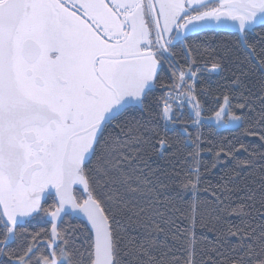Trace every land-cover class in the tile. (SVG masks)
Listing matches in <instances>:
<instances>
[{"label":"snow or ice","instance_id":"1","mask_svg":"<svg viewBox=\"0 0 264 264\" xmlns=\"http://www.w3.org/2000/svg\"><path fill=\"white\" fill-rule=\"evenodd\" d=\"M0 264H264V0H0Z\"/></svg>","mask_w":264,"mask_h":264},{"label":"trees","instance_id":"2","mask_svg":"<svg viewBox=\"0 0 264 264\" xmlns=\"http://www.w3.org/2000/svg\"><path fill=\"white\" fill-rule=\"evenodd\" d=\"M217 31H219V30H217ZM208 34L212 35V32L209 31ZM190 36L194 37L197 40L203 39V37L197 33H193ZM173 51L177 53L175 59L177 61H179L181 65H183L182 53H180V47L179 46L175 47ZM168 75H169V73H168V69L166 66V69L162 73V76L167 77ZM203 77H204V84L205 85H211L213 87L215 86L216 80L213 76L209 75L208 73H204ZM163 82L169 83L170 81L165 79ZM167 91H168V89L162 90L160 88L159 82H158L156 88L154 89L153 96L154 97H162ZM202 115L207 117V116L212 115V112L211 111H205L202 113ZM160 123H161L162 127L165 125V122L163 120H161ZM213 129H215V130L213 131ZM200 131L205 136L212 138V139H216V140H220L223 138L230 139L232 136V133L230 130H228L226 128H217L214 124L207 123L206 121H204V124L200 128ZM227 139H225V143H227ZM203 155H204L205 159L210 160L209 155H207V154H203ZM220 171H221V167L218 166L216 169H213L212 175L206 177V179H210L213 181V183H215V179L219 175ZM73 192H74V196L76 197V200L78 202H81L83 199L86 198V194L84 193V188H80V189L74 188ZM54 203L55 202H54L53 198H48L44 202L45 207H47L48 205H54ZM53 208H51L50 210H53ZM229 219H233V218L229 217ZM178 223H180V222L178 221ZM50 226H51L50 218L44 217V216L32 219L30 223L25 225V227L30 232H37V231H40L41 229L45 230L46 236L42 237V239H47V237L50 236ZM68 226H71L73 229H75L74 234H73V238L75 240L76 246H80L82 244H85L87 240L92 238L91 230L89 229V227L87 226V224L84 221H82L81 219H78L76 217H72L69 214H66L58 226V231H60L62 234L63 229L65 227H68ZM113 227H115V225H113ZM121 227L125 228L126 230H129V226L127 225L126 222H122ZM180 227L183 228L184 225L181 223ZM131 234L135 235V232L133 231V232H131ZM197 235L198 236L206 235L209 239H212V234L207 233L206 230H204V229H197ZM163 238L164 237L162 235L158 236V239H163Z\"/></svg>","mask_w":264,"mask_h":264},{"label":"water","instance_id":"3","mask_svg":"<svg viewBox=\"0 0 264 264\" xmlns=\"http://www.w3.org/2000/svg\"><path fill=\"white\" fill-rule=\"evenodd\" d=\"M192 34V33H191ZM190 35V34H189ZM78 187V186H80V188H83V185H80V184H74V185H72V187H71V194H72V196L76 199V197L74 196V192H73V190H74V188L75 187ZM52 193L55 195V192H54V190L52 191ZM87 198V197H86ZM85 198V199H86ZM84 200V199H83ZM83 200L81 201V202H78L77 200V202L78 203H83ZM66 208L68 209V214L69 215H71L72 217H76V218H78V219H81L82 221H84L86 224H87V226L89 227V229L91 230V234H92V236H93V233H92V228H91V224L89 223V221H88V219H87V217L82 213V212H78V211H73L72 209H71V206L70 205H66ZM54 210V209H53ZM62 216H63V218H64V216L66 215V214H64V213H62L61 214ZM50 218V217H49ZM50 222H51V218H50ZM60 219L58 218L57 219V223H58V226H59V224H60ZM51 228H52V224H51V226H50V235H51Z\"/></svg>","mask_w":264,"mask_h":264},{"label":"flooded vegetation","instance_id":"4","mask_svg":"<svg viewBox=\"0 0 264 264\" xmlns=\"http://www.w3.org/2000/svg\"><path fill=\"white\" fill-rule=\"evenodd\" d=\"M192 34H193V33H192ZM190 35H191V34H190ZM177 46H179V47L181 48V44H180L179 42L176 43V46H175V47H177ZM165 69H166V66H165ZM75 188H76V189H80V186H78V187L76 186ZM48 198H53V200H54L55 195L52 193L50 197H45L44 200H43L42 202L44 203ZM54 202H55V201H54ZM53 209H54V208H53Z\"/></svg>","mask_w":264,"mask_h":264},{"label":"rangeland","instance_id":"5","mask_svg":"<svg viewBox=\"0 0 264 264\" xmlns=\"http://www.w3.org/2000/svg\"><path fill=\"white\" fill-rule=\"evenodd\" d=\"M210 116H211V115H210ZM205 121H206L207 123H212V124H214L217 128H225V126H223V125L217 126L214 118L211 119V120H205Z\"/></svg>","mask_w":264,"mask_h":264},{"label":"built area","instance_id":"6","mask_svg":"<svg viewBox=\"0 0 264 264\" xmlns=\"http://www.w3.org/2000/svg\"><path fill=\"white\" fill-rule=\"evenodd\" d=\"M175 93H173V95H174Z\"/></svg>","mask_w":264,"mask_h":264}]
</instances>
